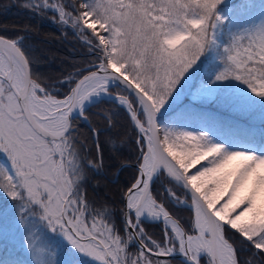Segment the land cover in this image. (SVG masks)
Segmentation results:
<instances>
[{
    "label": "snow or ice",
    "instance_id": "6c2138e0",
    "mask_svg": "<svg viewBox=\"0 0 264 264\" xmlns=\"http://www.w3.org/2000/svg\"><path fill=\"white\" fill-rule=\"evenodd\" d=\"M28 7L51 11L87 59L74 73L46 76L22 36L0 35V193L12 200L0 209V236L18 235L31 254L2 264H264V134L227 139L223 121L188 108L158 120L204 55L220 67L194 100L264 114V2ZM106 103L136 132L134 174L118 210L88 199V174L100 171L103 154L97 143L93 156L80 139L89 110ZM149 222L163 224L159 239L146 231ZM61 243L65 251L53 259Z\"/></svg>",
    "mask_w": 264,
    "mask_h": 264
},
{
    "label": "trees",
    "instance_id": "16d2710c",
    "mask_svg": "<svg viewBox=\"0 0 264 264\" xmlns=\"http://www.w3.org/2000/svg\"><path fill=\"white\" fill-rule=\"evenodd\" d=\"M30 0H0V35L16 38L22 36L24 44L36 58V67L46 76L60 77L74 73L85 66L86 49L82 47L79 38L70 28H66L54 19L51 11H37L28 7ZM238 0L227 2L234 5ZM257 5L264 2L256 0ZM217 63L209 61L206 64L202 79L206 82L214 77ZM228 85V83H224ZM232 85V84H231ZM229 85V86H231ZM66 91V89H62ZM195 113L215 116L224 122L221 128L234 129L245 139L259 137L264 134V114L257 107L254 111L235 112L215 103H201L182 97L171 109L161 113L158 120L163 123L168 117L184 109ZM112 113L111 122L105 119L106 113ZM88 121L81 122L80 139L85 142L93 156L96 155V144L99 143L103 154V167L98 173L90 172L86 184L88 199L95 203H108L117 210L122 207L121 197L125 186L130 183L134 174L136 132L133 130L125 112L111 103L93 106L88 112ZM91 129L98 130L93 135ZM122 163L125 166L116 171ZM12 202L4 196V202ZM177 215L187 218L189 213L181 210ZM149 235L159 239L163 224L149 222L144 225ZM135 251V248L130 249ZM247 253H242L246 257ZM9 258L6 246L0 240V258Z\"/></svg>",
    "mask_w": 264,
    "mask_h": 264
},
{
    "label": "rangeland",
    "instance_id": "374dc122",
    "mask_svg": "<svg viewBox=\"0 0 264 264\" xmlns=\"http://www.w3.org/2000/svg\"><path fill=\"white\" fill-rule=\"evenodd\" d=\"M232 0H225V2H229ZM264 1V0H263ZM230 6V5H229ZM254 14H258L257 12ZM209 58L207 55L201 56L200 60L197 61V64L193 66L192 69L189 70L188 73L185 74V77L181 80L180 84L177 86V90L173 93L172 97L170 98L169 102L165 105L163 109H161V113L171 109L182 97L185 95L191 99H193L192 93H194L202 83H206L204 79H202V73L205 72L206 64L209 62ZM217 63V69L219 70L220 63L217 59L215 61ZM228 83L229 82H223ZM239 82H231L232 85H236ZM231 85V86H232ZM242 87V85H241ZM219 131L221 134L230 140H235L237 142H242L244 140H247L243 137H241L237 132H235L234 129L230 128H220ZM4 193H0V209L2 208H8V206L12 202H4ZM1 244L6 246V251L10 255L9 258H0V264H2V261L4 259H20V260H29L31 258L30 252L22 245L20 237L17 235L15 238H13L11 235L7 240H5L2 236H0ZM55 251L64 252V245L61 243L57 249L54 250L53 259L56 258Z\"/></svg>",
    "mask_w": 264,
    "mask_h": 264
},
{
    "label": "water",
    "instance_id": "95a60500",
    "mask_svg": "<svg viewBox=\"0 0 264 264\" xmlns=\"http://www.w3.org/2000/svg\"><path fill=\"white\" fill-rule=\"evenodd\" d=\"M125 164H129V163H122L121 165H125ZM131 165H134V162L133 163H130ZM120 165V166H121ZM120 166L118 167V169H117V171H116V175H117V173H118V170H119V168H120Z\"/></svg>",
    "mask_w": 264,
    "mask_h": 264
}]
</instances>
